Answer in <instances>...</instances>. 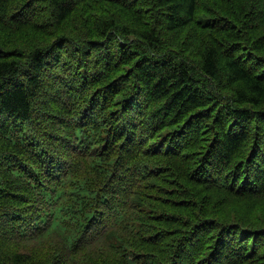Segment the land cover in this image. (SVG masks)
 I'll return each instance as SVG.
<instances>
[{
	"label": "trees",
	"instance_id": "obj_1",
	"mask_svg": "<svg viewBox=\"0 0 264 264\" xmlns=\"http://www.w3.org/2000/svg\"><path fill=\"white\" fill-rule=\"evenodd\" d=\"M0 264H264V0H0Z\"/></svg>",
	"mask_w": 264,
	"mask_h": 264
},
{
	"label": "bare ground",
	"instance_id": "obj_2",
	"mask_svg": "<svg viewBox=\"0 0 264 264\" xmlns=\"http://www.w3.org/2000/svg\"><path fill=\"white\" fill-rule=\"evenodd\" d=\"M80 37V36H79ZM81 38V37H80ZM71 39V38H70ZM96 40V39H95ZM97 41V40H96ZM67 42V41H66ZM63 43V42H62ZM82 43H84V42H82ZM89 43V42H88ZM97 43V42H96ZM65 45V44H64ZM95 46V45H94ZM82 47V46H81ZM86 47V46H85ZM90 48V47H89ZM88 53V52H87ZM56 55V54H55ZM82 55H84V54H82ZM56 57V56H55ZM68 57V56H67ZM90 57V56H89ZM53 58V57H52ZM85 58V57H84ZM47 59V58H46ZM56 59V58H55ZM50 60V59H49ZM87 60V59H86ZM84 62V61H83ZM37 65V64H36ZM40 65V64H39ZM52 67V66H51ZM35 69H36V67H35ZM42 70V69H41ZM37 72V71H36ZM41 72H43V71H41ZM30 75V74H29ZM34 78V77H33ZM66 79V78H65ZM29 82V81H28ZM30 86V85H29ZM68 91V90H67ZM118 92V91H117ZM115 94V93H114ZM118 94V93H117ZM122 94V93H121ZM120 94V95H121ZM119 95V94H118ZM112 99H115V98H112ZM102 102H103V100H102ZM59 110V109H58Z\"/></svg>",
	"mask_w": 264,
	"mask_h": 264
}]
</instances>
